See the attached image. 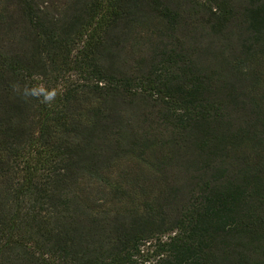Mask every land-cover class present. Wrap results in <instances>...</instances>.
<instances>
[{"label": "trees", "instance_id": "obj_1", "mask_svg": "<svg viewBox=\"0 0 264 264\" xmlns=\"http://www.w3.org/2000/svg\"><path fill=\"white\" fill-rule=\"evenodd\" d=\"M0 264H264V0H0Z\"/></svg>", "mask_w": 264, "mask_h": 264}, {"label": "clouds", "instance_id": "obj_2", "mask_svg": "<svg viewBox=\"0 0 264 264\" xmlns=\"http://www.w3.org/2000/svg\"><path fill=\"white\" fill-rule=\"evenodd\" d=\"M25 94H30L32 96H43V102H52L57 93L55 90H45L44 88H39V89H25Z\"/></svg>", "mask_w": 264, "mask_h": 264}]
</instances>
